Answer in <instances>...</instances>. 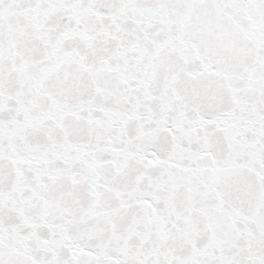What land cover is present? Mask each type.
<instances>
[{
  "label": "snow or ice",
  "instance_id": "6c2138e0",
  "mask_svg": "<svg viewBox=\"0 0 264 264\" xmlns=\"http://www.w3.org/2000/svg\"><path fill=\"white\" fill-rule=\"evenodd\" d=\"M0 264H264V0H0Z\"/></svg>",
  "mask_w": 264,
  "mask_h": 264
}]
</instances>
